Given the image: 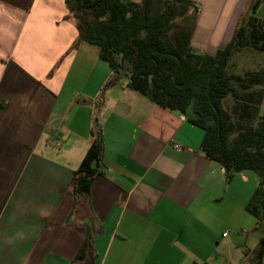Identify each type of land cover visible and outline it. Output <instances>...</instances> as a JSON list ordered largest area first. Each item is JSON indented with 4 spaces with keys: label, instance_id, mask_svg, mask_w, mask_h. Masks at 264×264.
<instances>
[{
    "label": "crops",
    "instance_id": "0c3cea01",
    "mask_svg": "<svg viewBox=\"0 0 264 264\" xmlns=\"http://www.w3.org/2000/svg\"><path fill=\"white\" fill-rule=\"evenodd\" d=\"M193 1L192 46L213 55L252 0ZM78 36L65 0H0V264H255L245 254L264 229L246 206L259 176L228 180L201 149L204 130L126 78L105 91L101 165L76 195L96 113L78 100L111 77L96 47L74 48Z\"/></svg>",
    "mask_w": 264,
    "mask_h": 264
},
{
    "label": "trees",
    "instance_id": "16d2710c",
    "mask_svg": "<svg viewBox=\"0 0 264 264\" xmlns=\"http://www.w3.org/2000/svg\"><path fill=\"white\" fill-rule=\"evenodd\" d=\"M264 0H252L232 40L215 54L198 52L192 37L200 12L193 0H65L81 43L95 46L111 77L91 103L96 109L92 144L74 174L76 195L89 192L103 157V135L97 111L105 91L128 80V87L155 105L178 111L205 132L201 149L225 170L227 179L244 170L260 182L246 210L264 229V66L228 73L234 53L264 54V19L257 11ZM91 245L90 236L84 246ZM260 264L264 241L246 252Z\"/></svg>",
    "mask_w": 264,
    "mask_h": 264
},
{
    "label": "rangeland",
    "instance_id": "374dc122",
    "mask_svg": "<svg viewBox=\"0 0 264 264\" xmlns=\"http://www.w3.org/2000/svg\"><path fill=\"white\" fill-rule=\"evenodd\" d=\"M203 16L206 17L208 23H210L213 20V15L210 12H203ZM219 16L220 18L222 17L221 15ZM214 17H216V14L214 15ZM88 46L90 48H95V46L89 44ZM261 65L264 66L263 53H257L251 51L245 52L244 54L234 53L230 58L227 71L228 73H242L244 70L247 69H255V68L258 69L259 66Z\"/></svg>",
    "mask_w": 264,
    "mask_h": 264
},
{
    "label": "built area",
    "instance_id": "2783aa9c",
    "mask_svg": "<svg viewBox=\"0 0 264 264\" xmlns=\"http://www.w3.org/2000/svg\"><path fill=\"white\" fill-rule=\"evenodd\" d=\"M133 1H135V2H140L141 0H133Z\"/></svg>",
    "mask_w": 264,
    "mask_h": 264
}]
</instances>
